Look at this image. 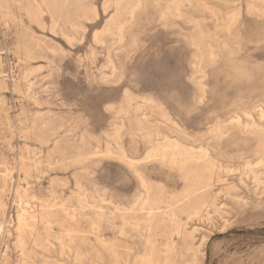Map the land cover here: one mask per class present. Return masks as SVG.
<instances>
[{
    "label": "rangeland",
    "instance_id": "obj_1",
    "mask_svg": "<svg viewBox=\"0 0 264 264\" xmlns=\"http://www.w3.org/2000/svg\"><path fill=\"white\" fill-rule=\"evenodd\" d=\"M262 18V0H0V264H136L151 245L152 264H264ZM164 72L206 99L201 117L177 120L155 86ZM215 124L239 144L230 160ZM149 153L160 162L140 181L109 187ZM144 200L160 217L150 231ZM39 209L50 231L19 237L16 218Z\"/></svg>",
    "mask_w": 264,
    "mask_h": 264
},
{
    "label": "snow or ice",
    "instance_id": "obj_2",
    "mask_svg": "<svg viewBox=\"0 0 264 264\" xmlns=\"http://www.w3.org/2000/svg\"><path fill=\"white\" fill-rule=\"evenodd\" d=\"M153 6L154 5L150 2H145L140 5L142 8ZM259 39L261 44L264 45V18H262L259 27ZM143 81V75H131L123 82V86L120 90L124 91L125 95H127V90H134L135 86L137 84L143 83ZM155 86L163 92V98L165 102L169 103L178 121H186L188 119L195 120L196 118L201 117V115L205 112L204 105L207 103L206 99L203 96H198L194 101L189 99L181 91L179 81L172 74L164 72L155 81ZM104 103L107 104L108 102L104 101ZM212 135L214 140L219 142V146L216 150L221 153L225 160H230L237 154L239 144L228 139L225 125H213ZM211 150L212 149H210V151ZM159 162V157H155L151 153L143 157V159L136 158L135 162L130 165L129 169L124 170L123 175H117L111 179L109 187L112 188L114 192H118L121 185H124L134 179L139 180L141 178V172L145 167L157 164ZM93 163L97 162L94 161Z\"/></svg>",
    "mask_w": 264,
    "mask_h": 264
},
{
    "label": "bare ground",
    "instance_id": "obj_3",
    "mask_svg": "<svg viewBox=\"0 0 264 264\" xmlns=\"http://www.w3.org/2000/svg\"><path fill=\"white\" fill-rule=\"evenodd\" d=\"M263 2H264V0H262ZM36 4V3H35ZM174 9V8H173ZM175 9H176V7H175ZM177 10V9H176ZM179 10V9H178ZM171 11H173V10H171ZM174 13V12H173ZM175 14V13H174ZM176 16V15H175ZM179 16V15H178ZM198 31V30H197ZM196 35V34H195ZM197 36H198V34H197ZM200 36V35H199ZM198 40H201V39H198ZM197 40V41H198ZM200 42V41H199ZM198 42V43H199ZM194 44H197V42L195 43L194 42ZM196 47H197V45H196ZM200 47V46H199ZM210 51V50H209ZM205 60H206V62L207 63H212L213 62V60H214V56L212 55V54H210L209 56H207V57H205ZM197 86L199 87V89H200V91L202 92V87H201V84L198 82L197 83ZM140 124H142V125H144V124H147L146 123V120H145V118L143 117V118H141L139 121H138ZM144 127V126H143ZM263 131V130H262ZM165 140V139H164ZM163 140V141H164ZM168 140V139H167ZM173 141V140H172ZM168 142V141H167ZM174 143L176 142V141H173ZM172 142V143H173ZM164 143V142H163ZM159 144V143H158ZM162 144V143H161ZM176 144H177V142H176ZM156 146V145H155ZM160 146V145H159ZM178 146V145H177ZM176 146V147H177ZM168 147H170V146H168ZM154 148V147H153ZM152 148V149H153ZM156 148H157V146L154 148V150H156ZM180 148H182L181 146H180ZM160 149V148H159ZM174 149V148H173ZM184 149V148H183ZM177 150V149H176ZM180 150V149H179ZM150 151V150H149ZM148 151V152H149ZM158 151V150H157ZM168 151V149H167V146H164L163 147V149H162V152H161V154L163 153V156H164V152H167ZM174 152H176L175 151V149L173 150V154H172V156L174 155ZM177 152H179V151H177ZM185 152V151H184ZM180 153L182 154V152L180 151ZM154 154V153H153ZM156 154V153H155ZM176 154V153H175ZM181 154H179L180 156H181ZM186 154V153H185ZM188 154V153H187ZM191 154V153H190ZM179 155H177L176 154V156H179ZM175 155H174V157H173V159L176 157ZM179 156V157H180ZM183 156V155H182ZM185 156H187V155H185ZM124 158V157H123ZM122 158V159H123ZM170 158H172V157H170ZM169 158V159H170ZM177 158V157H176ZM125 159V158H124ZM162 159L164 160L165 158H163L162 157ZM167 159V158H166ZM173 159H170V160H173ZM176 160V159H175ZM165 161H163V163H164ZM168 162H170L169 160H168ZM172 162H174V161H172ZM167 163V162H166ZM130 164V163H129ZM129 164H127V165H129ZM171 164V163H170ZM175 164V163H174ZM180 164V163H179ZM186 164V163H185ZM23 165V164H22ZM131 165V164H130ZM184 165V164H183ZM185 166V165H184ZM183 166V167H184ZM33 167V166H32ZM30 168H26L25 170H23V172L24 173H29V170ZM180 169V168H179ZM184 169V168H183ZM182 170V169H181ZM245 170V169H244ZM247 170V169H246ZM190 174V173H189ZM186 175H188V174H186ZM26 177V176H25ZM187 177V176H186ZM185 177V178H186ZM28 179V178H27ZM141 179V178H140ZM140 181V180H139ZM143 181V180H142ZM253 182V181H252ZM143 187H144V189H145V192H144V196L147 198V195H149V190L148 189H146L145 187H146V185H143V184H141ZM193 187V186H192ZM28 188V187H27ZM20 190V189H19ZM21 191H22V189H21ZM20 191V192H21ZM25 191V190H24ZM155 191H157V190H155ZM188 191V190H187ZM20 192H18V193H20ZM23 192V191H22ZM189 192V191H188ZM187 192V193H188ZM195 192V191H194ZM16 193H17V191H16ZM151 193V192H150ZM191 192H189V194H186L185 196H183L184 198L183 199H185V202H189L190 201V197H191V195L192 194H190ZM24 194H25V192H24ZM23 194V196H25ZM20 195H22L21 193H20ZM158 195V194H157ZM161 195V194H160ZM22 196V197H23ZM51 197V196H50ZM54 198V197H53ZM179 198H181L180 196H179ZM145 199V198H144ZM148 199V198H147ZM52 200V199H51ZM155 200V199H154ZM20 201H22V200H20ZM147 200H144V202H142V203H140L139 205L140 206H142L139 210L140 211H145V216H146V219H145V221H144V227H145V230L146 231H150V229H151V227H152V223L154 222V223H156L157 222V220H158V217L159 216H157V213H155V211H158L157 210V208L155 207V209H153V208H151L150 206H149V204H148V202H146ZM181 201H182V199H181ZM146 202V203H145ZM156 202V201H155ZM155 202H153V203H155ZM158 202H159V200H158ZM48 203V202H47ZM152 203V202H151ZM157 203V202H156ZM161 203H163V202H161ZM160 203V204H161ZM19 204H21V202L19 203ZM18 204V205H19ZM44 204V203H43ZM46 204V203H45ZM28 205V204H27ZM26 204H25V206H27ZM48 205V204H47ZM50 205V204H49ZM159 205V204H158ZM162 205V204H161ZM164 205V204H163ZM22 206V205H21ZM154 206H157V205H155L154 204ZM202 206H204L203 204L202 205H200L199 203H197V202H189V205H188V209H189V211H191V213L188 215V217H189V219L190 218H193V219H197L198 217H199V211H200V208L199 207H202ZM17 207V206H16ZM20 207V206H19ZM23 207H24V205H23ZM30 207V206H29ZM50 207V206H49ZM51 207H53L52 205H51ZM152 207H153V205H152ZM158 207V206H157ZM25 208V207H24ZM27 208V207H26ZM20 209V208H19ZM25 210V209H24ZM31 210V209H30ZM45 210V209H44ZM50 210H51V208H50ZM220 210V209H219ZM39 211H41V209H39ZM49 211V210H48ZM52 211V210H51ZM32 212V211H31ZM24 212L23 211V213L22 214H20L17 218H16V231L18 232V234H19V237H21V234H26V233H28L31 237H33V239L35 238V236H36V230H37V227H38V225H44V229L45 230H47V231H50V225H51V222L49 221V216L50 215H52V213H50V211L49 212H47V210H46V212L44 213V212H40L39 214L38 213H36V212ZM73 211H70V210H66L65 208L63 209V214L66 216V217H72V221H73V217H74V214L72 213ZM1 214H3V213H1ZM45 214V215H44ZM78 214H80V213H78ZM83 214V213H82ZM81 214V215H82ZM44 215V216H43ZM84 215V214H83ZM83 215H82V217H83ZM97 215V214H96ZM168 215V214H167ZM171 215V214H170ZM1 216V215H0ZM77 216V215H76ZM85 216V215H84ZM94 216H95V214H94ZM80 218H81V216H80ZM95 218H96V216H95ZM94 218V219H95ZM160 218V217H159ZM172 218V217H171ZM169 219V218H168ZM174 220V219H173ZM71 221V220H70ZM76 221V220H75ZM91 221V223H92V225H100L102 222H104L105 221V219L103 218V214L101 213L100 214V216L98 217V219L95 221V220H90ZM125 222H126V220H124ZM171 221H172V219H171ZM170 221V222H171ZM152 222V223H151ZM42 223V224H41ZM73 223V222H72ZM159 223V222H158ZM3 224V223H2ZM1 225V224H0ZM1 227V226H0ZM112 228L116 231L117 230V228H116V226H112ZM136 228V227H135ZM1 230V229H0ZM176 231H177V229H176ZM53 233V232H52ZM150 233V232H149ZM118 234L119 235H122L123 234V232H122V230L121 229H119L118 230ZM67 235H68V233H67ZM180 235V234H179ZM178 235V236H179ZM70 236V235H69ZM186 238V237H185ZM17 239H18V236H17ZM36 239V238H35ZM72 239V238H71ZM95 239L100 243V245H103V244H106V242H104V241H102V240H100L99 238H96L95 237ZM75 240V239H74ZM83 244L82 245H85L86 244V242H85V240L84 239H79ZM35 241V240H34ZM61 242V241H60ZM36 243H34V245H35ZM112 244V243H111ZM111 244H109V245H111ZM60 245V247H63L62 246V244L60 243L59 244ZM145 245L147 246V245H151V244H149V241H148V239L146 240V242H145ZM172 245H173V242L171 243V245H170V247L169 248H171V250H172ZM104 247V246H103ZM148 247V246H147ZM18 248V247H17ZM107 248V250L109 249L110 251L108 252L109 254H111V256H113V257H115V259L117 258V256H116V251H115V247H114V245L112 244L109 248H108V246L106 247ZM149 248V252L147 253V254H145L143 257H141V259H139V260H136V264H152V260H151V258H152V255H153V253H154V249L152 248V245H151V248L150 247H148ZM89 250H91V251H93V248L92 247H90L89 248ZM171 250H169V251H171ZM78 251L79 250H77V251H75V257L77 258V256H78ZM81 252V251H80ZM107 252V251H106ZM145 252V251H144ZM167 252V251H166ZM186 253V252H185ZM21 255H23V254H21ZM82 254L80 253V256H81ZM112 258V257H111ZM26 260V259H25ZM97 261V260H96ZM29 262V261H28ZM33 264V263H32ZM165 264H173V262L171 261V260H169V261H166V263Z\"/></svg>",
    "mask_w": 264,
    "mask_h": 264
}]
</instances>
